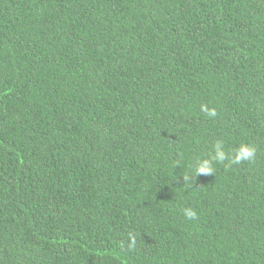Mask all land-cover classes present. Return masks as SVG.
Listing matches in <instances>:
<instances>
[{"label": "trees", "instance_id": "trees-1", "mask_svg": "<svg viewBox=\"0 0 264 264\" xmlns=\"http://www.w3.org/2000/svg\"><path fill=\"white\" fill-rule=\"evenodd\" d=\"M0 264H264V0H0Z\"/></svg>", "mask_w": 264, "mask_h": 264}, {"label": "clouds", "instance_id": "clouds-1", "mask_svg": "<svg viewBox=\"0 0 264 264\" xmlns=\"http://www.w3.org/2000/svg\"><path fill=\"white\" fill-rule=\"evenodd\" d=\"M200 110L207 117L215 118L217 116V110L209 108L207 104L201 105ZM256 154V148L250 143L241 142L237 147L229 151L226 149L223 140L216 139L212 145V155L196 159L192 164L191 172L188 175H184V180L186 184L192 186L197 177L213 175L217 164L240 165L244 162H252L255 160ZM182 214L189 221L198 218L196 210L192 207H184ZM130 240L131 245H135V237H130ZM121 247L123 248V245Z\"/></svg>", "mask_w": 264, "mask_h": 264}]
</instances>
